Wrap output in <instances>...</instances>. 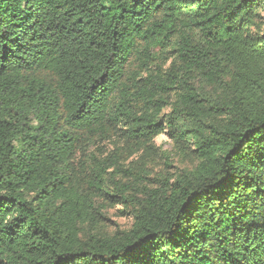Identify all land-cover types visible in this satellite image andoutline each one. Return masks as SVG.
<instances>
[{
  "label": "trees",
  "instance_id": "obj_1",
  "mask_svg": "<svg viewBox=\"0 0 264 264\" xmlns=\"http://www.w3.org/2000/svg\"><path fill=\"white\" fill-rule=\"evenodd\" d=\"M0 264H264V0H0Z\"/></svg>",
  "mask_w": 264,
  "mask_h": 264
},
{
  "label": "rangeland",
  "instance_id": "obj_2",
  "mask_svg": "<svg viewBox=\"0 0 264 264\" xmlns=\"http://www.w3.org/2000/svg\"><path fill=\"white\" fill-rule=\"evenodd\" d=\"M155 144L161 149V150H166L170 151L171 150V142L168 139L167 136L165 135H160L155 139ZM109 219L113 222L116 223L119 227H126L130 224V220L127 218H122L118 217L115 213V211H110L109 214Z\"/></svg>",
  "mask_w": 264,
  "mask_h": 264
}]
</instances>
